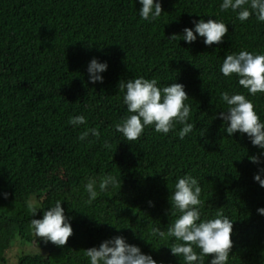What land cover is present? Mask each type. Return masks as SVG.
Returning <instances> with one entry per match:
<instances>
[{
    "label": "trees",
    "instance_id": "trees-1",
    "mask_svg": "<svg viewBox=\"0 0 264 264\" xmlns=\"http://www.w3.org/2000/svg\"><path fill=\"white\" fill-rule=\"evenodd\" d=\"M160 2L164 12L148 22L139 0H0V264H90L85 249L115 236L157 264H182L163 246L173 239L154 238L151 230L166 231L176 219L168 214L170 189L187 174L201 184L202 219L222 211L233 221L228 264H264V215L257 211L264 187L254 180L264 149L246 134L229 137L219 118L226 107L220 93L228 91L245 94L264 121V94L251 96L237 77L220 72L227 54H264V22L220 12L223 0ZM200 19L227 24L223 43L207 46L199 35L191 44L168 38L183 36ZM93 58L108 65L102 83L89 80ZM140 76L160 87L185 86L194 133L181 140L175 131L165 136L146 128L140 140L128 142L115 131L129 115L118 82ZM76 115L88 124H69ZM85 127H97L100 139L78 140ZM105 139L111 151L102 147ZM252 155L261 162L252 163ZM107 174L120 179V189L110 186L87 203L88 179ZM57 200L74 233L65 247L45 243L31 227ZM29 201L42 207L34 216Z\"/></svg>",
    "mask_w": 264,
    "mask_h": 264
},
{
    "label": "clouds",
    "instance_id": "clouds-1",
    "mask_svg": "<svg viewBox=\"0 0 264 264\" xmlns=\"http://www.w3.org/2000/svg\"><path fill=\"white\" fill-rule=\"evenodd\" d=\"M139 2L142 5L139 15L144 21L154 22L164 12L160 0H139ZM219 10L220 12L231 10L241 22L249 20L253 15L258 21L264 22V0H223ZM193 24L194 29L189 27L183 29V36L173 33L168 38L170 40L183 38L191 44L199 35L204 38L205 45L212 46L223 43L228 33L227 24L217 19L207 21L200 19L193 21ZM107 67L106 62H99L96 58L91 59L88 65L89 80L92 83H102L103 76L100 73L106 71ZM220 72L228 78L237 77L239 85L251 96L264 94V54L247 50H241L238 54H227ZM118 91L124 93L123 103L129 115L115 124V131L121 133L126 141L140 140L146 128H154L156 133L165 136L175 131L181 140L194 133L196 125L189 122L192 110L186 103L189 96L182 83L172 82L160 87L157 79L140 76L128 79L126 82L120 80ZM220 100L226 107H224L225 111L219 113V118L224 122L228 136L231 137L236 132L246 134L254 146L264 149V121H261L254 102L245 94L239 92L230 94L228 91L220 93ZM68 123L73 127L86 126L88 120L84 115H76L70 117ZM204 132L205 130L201 131L199 135L203 136ZM89 136L99 140L101 132L97 127H85L77 138L85 141ZM102 147L111 151L112 145L105 139ZM249 159L255 164L261 162L258 155H252ZM262 174L264 167L254 175V180L264 187ZM110 186L120 189V179L111 174L101 176L99 181L95 178L88 179L85 185L88 194L87 203L91 204L101 193L107 192ZM170 190L171 207L168 214L176 219L167 226L166 231L159 227L153 228L151 236L160 239L172 238L173 242L170 245L163 246L169 247L171 254L179 257L182 264H205L209 256L212 257L210 264H228L234 247L232 219L225 216L222 211L217 212L214 218L202 219V209L205 204L201 199L202 187L198 179L191 174L178 178L174 190ZM149 204L151 205L152 202L149 201ZM27 208L34 216L42 207L34 201H29ZM257 211L264 215V207L258 208ZM31 227L36 237L41 238L45 243L51 242L57 247H65L74 234L69 218L61 206V200H57L53 206L47 208L42 219L33 218ZM140 236L145 239L142 234ZM84 255L90 260V264H157L151 255L143 253L137 245L128 243L123 236L104 240L98 248L85 249Z\"/></svg>",
    "mask_w": 264,
    "mask_h": 264
},
{
    "label": "rangeland",
    "instance_id": "rangeland-1",
    "mask_svg": "<svg viewBox=\"0 0 264 264\" xmlns=\"http://www.w3.org/2000/svg\"><path fill=\"white\" fill-rule=\"evenodd\" d=\"M11 255L13 256L12 258H13V261L16 259V257H14V253H11Z\"/></svg>",
    "mask_w": 264,
    "mask_h": 264
}]
</instances>
